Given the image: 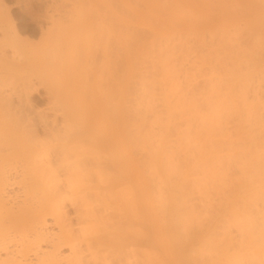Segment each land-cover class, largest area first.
<instances>
[{"label": "bare ground", "instance_id": "obj_1", "mask_svg": "<svg viewBox=\"0 0 264 264\" xmlns=\"http://www.w3.org/2000/svg\"><path fill=\"white\" fill-rule=\"evenodd\" d=\"M127 1L111 98L53 118L12 99L31 42L0 10V264H264V0Z\"/></svg>", "mask_w": 264, "mask_h": 264}, {"label": "rangeland", "instance_id": "obj_2", "mask_svg": "<svg viewBox=\"0 0 264 264\" xmlns=\"http://www.w3.org/2000/svg\"><path fill=\"white\" fill-rule=\"evenodd\" d=\"M91 1V2H90ZM113 1V2H112ZM136 2V1H135ZM86 3V4H85ZM113 3H116V4H113ZM121 3V4H120ZM122 3H124V4H126V3H128V1L127 0H3V3H2V5L3 6H0V10H5L6 12H10V16H11V18H12V23H14L13 25H14V27H15V29L18 31V33H19V36H20V38L22 39V40H26V41H30V42H28V43H30V44H32L33 45V47H32V45L30 46V44L29 45H27V44H23V43H21L20 45L22 46V47H20V52L18 51V49H19V47H18V49H17V51H18V56H17V58H18V60H21V62L19 61V64H20V66H23V67H21V71L19 72V73H24L25 74V76H24V74H23V77L21 78L20 76V78L18 77L17 78V84L14 86V88H12V90L11 91H13V93L14 94H18V97H16L17 95H14V94H12V99L14 98V103H16V106H18L17 108L19 109V108H22V107H20V106H24L25 107V105L27 106L26 107V111L28 110V109H30V107H28V106H30V104H28V101H30V103L33 105V107L34 108H36L35 110H36V112H35V110L33 111L34 112V116H37V114L39 113V114H41L40 112L42 111V115H45V116H48V117H50V118H53V116H58V117H60V116H62L61 114H63V115H65L66 114V112L68 113V111L69 110H71V111H73V109L75 108V106L76 107H78V108H76L77 109V111L78 110H81L82 108V110H86V109H88V111L89 110H96L97 108L96 107H100V106H102V105H97L96 103H95V101L94 100H97V102L99 103V104H101V103H104V102H101V99H103V98H105L104 97V95H102L103 96V98L102 97H100V96H97L96 94H98V90L97 89H102V88H104V86H103V83H105L104 85H105V88L104 89H107V90H104V92H106L107 94H105V96L107 95V97H109L111 94H110V87L112 86V84L110 83V81L111 80H109L110 79V77H111V74H110V64H109V61L108 60H110L111 59V56H108L109 55V53L110 52H112L111 50H112V39H110L111 38V33H109L110 31H111V22L112 21H110L111 19H113L112 18V10H113V7L115 8L116 6L118 7V6H120V5H122ZM7 6H6V5ZM53 4V5H52ZM91 4V5H90ZM89 5V6H88ZM4 7H6V9L4 8ZM74 7V8H73ZM2 8V9H1ZM7 8H8V10H7ZM70 8V9H69ZM72 8V9H71ZM76 8H78V9H76ZM89 11H88V10ZM64 11H66L67 13H65ZM85 11V12H84ZM88 11V12H87ZM94 11V12H93ZM111 11V12H110ZM58 12V13H57ZM62 12V13H61ZM77 12V13H76ZM80 13V14H79ZM83 13L85 14V15H83ZM106 13H108V15H106ZM100 14H102V15H100ZM105 14V15H104ZM111 14V15H110ZM72 15V16H71ZM92 15V16H91ZM94 15V16H93ZM48 16V17H47ZM64 16H66V17H64ZM70 18V20H69V18ZM80 16V17H79ZM86 16V17H85ZM99 16V17H98ZM59 17V18H58ZM61 17V18H60ZM84 17L86 18V20L84 19ZM54 18V19H53ZM75 18H77V19H75ZM81 18H82V20H81ZM90 18V19H89ZM92 18V19H91ZM52 19V20H51ZM67 19V20H66ZM84 19V20H83ZM103 19L105 20V22L103 21ZM108 19V20H107ZM56 20V21H55ZM65 20V21H64ZM50 21V22H49ZM67 21V22H66ZM81 22V24H79V22ZM87 21V22H86ZM76 22V23H75ZM78 22V23H77ZM107 22H109V23H107ZM16 23V24H15ZM100 23H102V24H100ZM113 23V22H112ZM0 24H1V21H0ZM55 24V25H54ZM62 24H63V26H62ZM74 24H77V26L76 25H74ZM85 24H87V25H85ZM99 24V25H98ZM106 24H107V26H106ZM54 25V26H53ZM67 25V26H66ZM74 25V26H73ZM81 25H82V27H81ZM100 25H102V27L100 26ZM52 26V27H51ZM83 26H85L86 27V29H85V27H83ZM103 26H105V28L103 27ZM59 29H58V28ZM68 27V28H67ZM75 27V28H74ZM5 28H8V26L7 25H5ZM62 28H63V31H62ZM65 28V29H64ZM83 28L85 29V31L87 32L86 34H88L89 35V38H88V36H86V35H84L85 34V31L83 30ZM91 30H90V29ZM56 29V30H55ZM67 29V30H66ZM80 30H82V31H80ZM103 30H105V31H103ZM55 31V32H54ZM60 31V33L59 34H57V32H59ZM66 31V32H65ZM79 31V32H78ZM0 32H2L1 30H0ZM62 32H63V36H62ZM70 32V33H69ZM74 32V33H73ZM81 32H82V34H81ZM49 33H51V34H49ZM73 33V34H72ZM3 33H0V43H1V45H3L4 43V45H7V46H5V49H7L6 51H8V50H11V51H8V53L10 54V53H12V48H14V46H16V45H14V44H12L10 41L12 40L11 38H10V40H8L7 38V40L5 39V37L2 35ZM44 34V35H43ZM66 34V35H65ZM81 34V35H80ZM100 34V35H99ZM108 34V35H107ZM53 35H55V36H53ZM65 35V36H64ZM74 35V36H73ZM72 36V37H71ZM79 37V39H78V37ZM82 36H84V37H82ZM87 37V40H85L86 39V37ZM91 36V37H90ZM98 36H99V38H98ZM101 36H103V37H101ZM43 37V38H42ZM57 37H59V38H57ZM64 37H66V38H64ZM49 38V39H48ZM56 38H57V40H56ZM69 38V39H68ZM3 39V40H2ZM56 40L55 42L53 41V40ZM64 39H66V40H64ZM72 39V40H71ZM89 39H90V41H89ZM96 39H97V41H100V42H95L96 41ZM71 40V43L69 42ZM76 40H78V41H76ZM102 40H104V41H102ZM3 41H5V42H3ZM7 41H8V43H7ZM80 41V42H79ZM47 43L46 44V46H45V43ZM54 42V43H53ZM86 42H87V44L88 45H86ZM105 42V43H104ZM10 43V44H9ZM49 43H51V45L49 44ZM64 43H66L67 44V46L65 47H63V45H66V44H64ZM70 43V44H69ZM18 44V43H17ZM55 44V45H54ZM74 44V45H73ZM99 45V46H97V45ZM103 44H104V46H103ZM3 45V46H4ZM10 45H13V47L10 49ZM50 45V46H49ZM24 46V47H23ZM34 46H35V48H34ZM42 46V47H41ZM51 46H53L52 47V50H49L50 48H51ZM54 46H56V48L57 49H59V51L54 47ZM105 47L104 49H103V47ZM7 47V48H6ZM32 47V48H31ZM60 47V48H59ZM77 47V48H76ZM101 47V48H100ZM21 48H23L24 50H22ZM38 48V49H37ZM49 48V49H48ZM66 48V49H65ZM73 50H72V49ZM79 48V49H78ZM37 49V50H36ZM47 49V50H46ZM68 49V50H67ZM84 49V50H83ZM14 50H15V48H14ZM13 50V51H14ZM28 50V51H27ZM33 50H35V52L33 51ZM46 50V51H45ZM49 50V51H48ZM61 50H64V54L62 53V51ZM75 50H76V52H75ZM100 50H103V51H100ZM29 51H30V53H29ZM37 51H39V53L37 52ZM52 51V52H51ZM56 51H57V54H56ZM80 51V52H79ZM81 51H82V53H81ZM84 51V52H83ZM96 52V54H94V52ZM97 51H99L98 52V54H97ZM47 52V53H46ZM50 52V53H49ZM58 52H60V55H59V53ZM67 52H69L70 54H68ZM72 52H73V54H72ZM78 52V53H77ZM104 52V53H103ZM20 53H22V54H24V53H26V54H24V55H22L21 54V57H20ZM33 53V54H32ZM42 53V54H41ZM75 53V54H74ZM80 53V54H79ZM86 53H88V54H86ZM107 53H108V55H107ZM46 54V56H44ZM49 54V55H48ZM51 54V55H50ZM53 54H55V55H53ZM72 54V55H71ZM99 54H101V55H99ZM59 55V56H58ZM62 55H64L65 56V58L64 59H66V60H64L63 59V57H62ZM111 55V54H110ZM31 56H33V57H31ZM34 56H35V58H34ZM38 56V57H37ZM50 56H52V61H51V59L50 58H48V57H50ZM55 56V57H54ZM79 56V57H78ZM88 56V57H87ZM107 56H108V58H107ZM47 57V58H46ZM59 58V59H57V58ZM69 57V59H70V61L68 62V60L69 59H67ZM76 57V58H75ZM93 57V58H92ZM103 57H105V58H103ZM37 58H39V59H37ZM62 58V59H61ZM75 58V59H74ZM80 58V59H79ZM84 58H87V59H84ZM98 58V59H97ZM24 59H30L29 61H27L26 63H25V61L26 60H24ZM36 61H35V60ZM44 59H45V61H44ZM49 59V60H48ZM79 59V60H78ZM81 59H83V61L81 60ZM90 59V60H89ZM94 59H97V60H99L100 61V63H99V61H95ZM62 60H64V61H62ZM74 60V61H73ZM86 60H87V63H86ZM43 61V62H42ZM60 61H61V63H60ZM73 61V62H72ZM92 61V62H91ZM104 61L105 62H107V65L106 64H104ZM29 62V63H28ZM49 64H48V63ZM50 62H52L51 64H50ZM66 62V63H65ZM94 62V63H93ZM95 62H96V64H95ZM63 63V64H62ZM67 63H68V65H67ZM101 63H103L104 65H102ZM28 64V66L30 67H28V66H26ZM58 64H60V65H58ZM71 64V65H70ZM73 64V65H72ZM79 64V65H78ZM91 64V65H90ZM35 65V66H34ZM57 65V66H56ZM67 65V66H66ZM85 65V66H84ZM94 65V66H93ZM97 65V66H96ZM98 65H100L99 67L101 68V70H100V68H98ZM25 66V67H24ZM56 66V67H55ZM59 66V67H58ZM71 66V67H70ZM76 68H75V67ZM92 66H93V68L95 69V70H92ZM102 66V67H101ZM38 67V68H37ZM57 70H55L54 68ZM64 67H66V68H64ZM85 67V68H84ZM95 67H97V69L95 68ZM34 68H37L36 70L34 69ZM41 68V69H40ZM52 68V69H51ZM69 68H71V69H69ZM74 68V69H73ZM106 68H108L107 70H109L108 71V73H105V72H103L104 70H106ZM24 69V70H23ZM63 69V70H62ZM68 69H69V72H68ZM83 69V70H82ZM22 70H23V72H22ZM31 70H32V72H31ZM35 70V71H34ZM44 70H46V71H44ZM48 70H49V72H48ZM64 70H67V71H64ZM74 70V71H73ZM75 70L77 71V72H75ZM81 70V71H80ZM89 71V72H86V71ZM38 71V72H37ZM52 71V72H51ZM79 71H80V73H79ZM85 71V72H84ZM91 71V72H90ZM96 71V72H95ZM100 71H101V73H102V75H103V78H105V79H108V81H106L105 79H101L100 78V80H99V75L97 76V74H100ZM35 72H37V73H35ZM58 72V73H57ZM60 72V73H59ZM65 72V73H64ZM82 72V73H81ZM43 73V74H42ZM46 73H47V75H46ZM62 73H63V75H62ZM67 73L70 75V76H67ZM77 73H79L80 74V76H79V74H77ZM86 73V74H85ZM92 74V76H94V77H91V74ZM104 73V74H103ZM29 74H31V75H29ZM50 74V75H49ZM54 74V75H53ZM56 74V75H55ZM62 75L63 77H64V74H65V78H63V77H59L60 75ZM75 76H74V75ZM82 74H83V76H82ZM85 74V75H84ZM94 74V75H93ZM106 74V76H104ZM19 75H21V74H19ZM41 75H45V77L44 76H41ZM16 76V75H15ZM14 76V77H15ZM22 76V75H21ZM46 76H47V78H46ZM50 76V77H49ZM51 76L54 78H51ZM67 76V77H66ZM76 76H78V77H76ZM82 76V77H81ZM100 76H101V74H100ZM26 77V78H25ZM27 77H30V79H31V77H32V82H33V84H34V89L36 88V90H38L37 92H33L32 93V90L30 91H28V90H26L25 89V87H24V82L26 81H29L30 79H28ZM36 77H37V79L40 81L41 80V82H39V81H36L37 79H36ZM90 77V78H89ZM102 77V76H101ZM59 80H58V79ZM68 78V79H67ZM76 78V79H75ZM79 78V79H78ZM84 78V79H83ZM88 78H89V81H88ZM15 79H16V77H15ZM20 79V80H19ZM22 79V80H21ZM83 79V80H82ZM91 79V80H90ZM23 80H25V81H23ZM35 80V81H34ZM56 81V82H60L59 83V86H61L60 88L58 87V85L57 84H55V83H53V81ZM64 80H66L67 82H66V84L69 86V87H66L67 85L65 84V81ZM73 80H75L76 82H74L73 83ZM77 80H79V81H83V83L84 84H82L81 82L79 83V81H77ZM97 80H99V84L100 85H97ZM42 81H44V84L43 85H40V84H42ZM70 81V82H69ZM88 83H86V82ZM22 82H23V84H22ZM39 82V83H38ZM91 82H93V83H91ZM19 83V84H18ZM21 83V84H20ZM77 83V84H76ZM94 83H95V85H94ZM102 83V84H101ZM37 84V85H36ZM76 84V85H75ZM91 84V85H90ZM111 84V85H110ZM19 85V86H18ZM21 85V86H20ZM72 85H73V88L71 89L70 87H72ZM83 85V87H81ZM87 85L88 86H91V88L89 87H87ZM93 85V86H92ZM45 86H47V88L45 87ZM51 86V87H50ZM78 86V87H77ZM16 87V88H15ZM40 87V88H39ZM43 87V88H42ZM64 87H66V88H64ZM75 87H77V88H75ZM88 89H87V88ZM51 89H52V92H51ZM79 89V90H78ZM82 89V90H81ZM112 89V88H111ZM15 90V91H14ZM18 90V91H17ZM20 90V91H19ZM22 90V91H21ZM23 90H25V91H23ZM58 90V91H57ZM71 90H73V91H71ZM74 90L75 91H77L76 93L74 92ZM87 90V91H86ZM42 91V92H41ZM45 91V92H44ZM55 92V94H54V92ZM66 91V92H65ZM70 91V92H69ZM80 91V92H79ZM82 91V92H81ZM91 91H94L93 93L91 92ZM96 91V92H95ZM112 91V90H111ZM16 92V93H15ZM20 92V93H19ZM25 94H24V93ZM47 92L49 93V94H47ZM79 92V93H78ZM84 92H86V93H84ZM88 92H90L89 94H88ZM101 92H103V90L101 91ZM109 92V93H108ZM63 93H64V95H63ZM81 93V94H80ZM22 94V95H21ZM23 94L25 95L24 97H22L23 96ZM27 94H29V96H27ZM61 94V95H60ZM91 94H93V96L91 95ZM101 94V93H100ZM99 94V95H100ZM104 94V93H103ZM31 95V96H30ZM68 95H70V96H68ZM83 97H82V96ZM90 97H89V96ZM85 96V97H84ZM94 96H96V97H94ZM28 97V98H27ZM50 97V98H49ZM59 97V98H58ZM65 97V98H64ZM71 97V98H70ZM73 97V98H72ZM89 97V98H88ZM97 97H100L99 99L97 98ZM21 98L23 99L24 98V100H21ZM30 98V99H29ZM53 98V99H52ZM68 98H70V99H68ZM84 98L85 99H87V100H89V101H87V102H89L88 104H86V101L84 100ZM110 98H111V96H110ZM110 98L109 99H107L108 101H110ZM16 99H18V100H16ZM52 99V100H51ZM57 99H59V100H57ZM76 99V100H75ZM19 100H20V102H19ZM27 100V101H26ZM63 100V101H62ZM68 102H67V101ZM71 100V101H70ZM84 100V101H83ZM23 101V103H21ZM76 101V102H75ZM83 101V102H82ZM90 101L92 102L91 104H90ZM19 103H21V104H18ZM59 103V104H58ZM78 103H80V104H78ZM23 104V105H22ZM74 104H76V105H74ZM31 105V106H32ZM61 105V106H60ZM64 105H66V107H68V108H65V106ZM69 105V106H68ZM72 105V106H71ZM97 105V106H96ZM110 105V104H109ZM83 106V107H82ZM89 106V107H88ZM91 106H96L95 107V109L93 108V107H91ZM32 107V108H33ZM64 107V108H63ZM73 107V108H72ZM33 108V109H34ZM49 108V109H48ZM90 108V109H89ZM109 108H110V106H109ZM44 109V110H43ZM62 109V110H61ZM63 109H64V111H63ZM65 109H66V111H65ZM75 109V110H76ZM19 110H21V109H19ZM24 110H25V108H24ZM31 110V109H30ZM29 110V111H30ZM38 110V111H37ZM51 110V111H50ZM68 110V111H67ZM75 110H74V112H75ZM55 111V112H54ZM43 112H45V113H43ZM50 112H52V113H50ZM59 112H64V113H59ZM69 202V201H68ZM67 204V203H66ZM73 206V205H72ZM71 206V204L70 203H68L67 205H66V207H68V208H66L67 209V211H68V213H69V211H70V213L71 214H74V212H75V210H73L74 208ZM73 218H74V215H73Z\"/></svg>", "mask_w": 264, "mask_h": 264}]
</instances>
